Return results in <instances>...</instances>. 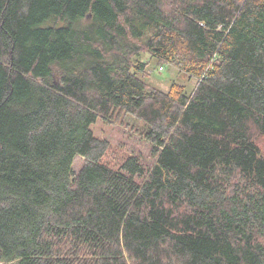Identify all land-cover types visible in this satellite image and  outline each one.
Here are the masks:
<instances>
[{"label": "trees", "instance_id": "1", "mask_svg": "<svg viewBox=\"0 0 264 264\" xmlns=\"http://www.w3.org/2000/svg\"><path fill=\"white\" fill-rule=\"evenodd\" d=\"M143 53L196 86L147 82ZM0 249L264 264V0H0Z\"/></svg>", "mask_w": 264, "mask_h": 264}, {"label": "rangeland", "instance_id": "2", "mask_svg": "<svg viewBox=\"0 0 264 264\" xmlns=\"http://www.w3.org/2000/svg\"><path fill=\"white\" fill-rule=\"evenodd\" d=\"M141 57L143 60L150 62L147 68L145 79L152 85L166 91L170 88L173 82H178L185 85L188 92H191V90L196 86L197 79L190 77L187 73L181 71L174 64L158 63L157 60L152 58L148 53H143ZM92 128L94 129L97 136L110 140L115 146L127 140L126 129L128 128L119 121L111 123L100 119L95 125L92 126ZM140 140L137 139L135 147H137V149L143 150L144 152L142 153L146 154L147 146ZM132 145L134 146V143H132ZM83 161V157L78 154L73 162V169L78 171L81 168ZM1 261L2 260L0 258V263L4 264Z\"/></svg>", "mask_w": 264, "mask_h": 264}]
</instances>
